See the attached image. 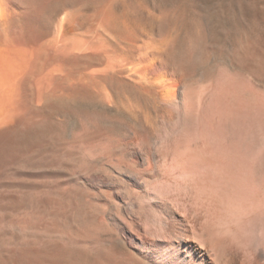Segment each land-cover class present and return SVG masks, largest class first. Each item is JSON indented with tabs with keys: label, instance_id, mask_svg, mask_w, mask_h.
Returning <instances> with one entry per match:
<instances>
[{
	"label": "rangeland",
	"instance_id": "obj_1",
	"mask_svg": "<svg viewBox=\"0 0 264 264\" xmlns=\"http://www.w3.org/2000/svg\"><path fill=\"white\" fill-rule=\"evenodd\" d=\"M48 1L54 16L64 10L86 19L84 34L99 31L114 49L118 70L128 58L132 71L103 82L112 84L110 92L54 101L39 127L0 129V264L179 261L176 240L146 224L133 199L147 180L152 196L176 201L175 185H166L163 175L166 163L153 158L149 169L140 150H165L167 139L190 137L191 130L181 125L179 112L143 89L137 72L161 76L187 98L192 90L212 91L210 98L220 100L225 90L244 89L264 107V0ZM238 94L236 104L249 103ZM181 112L194 115L188 107ZM109 141L112 153L101 151L112 154L113 168L84 163L82 148ZM116 166L130 175L124 182Z\"/></svg>",
	"mask_w": 264,
	"mask_h": 264
},
{
	"label": "bare ground",
	"instance_id": "obj_2",
	"mask_svg": "<svg viewBox=\"0 0 264 264\" xmlns=\"http://www.w3.org/2000/svg\"><path fill=\"white\" fill-rule=\"evenodd\" d=\"M47 2L0 0V129L39 127L54 101L110 92L111 82H103L132 71L128 58L118 70L114 49L99 31L84 34L86 19L64 10L54 18L55 8ZM107 10L104 20L109 22L113 11ZM137 73L143 89L160 106L179 112L181 125L191 130L190 137L167 139L165 150L151 153L138 146L145 167L151 169L158 157L166 163V185L174 184L177 192L176 201L152 196L150 181L143 180V193L133 199L146 224L176 240L179 261L168 264H264V107L237 87L221 93L220 100L210 98L208 90H192L187 98L171 91L161 76L153 80ZM235 93L249 103L236 104ZM185 107L194 115L185 116ZM114 145L82 148L84 163L93 170L113 168L112 154L104 157L102 151L112 153ZM117 168L124 182L130 175Z\"/></svg>",
	"mask_w": 264,
	"mask_h": 264
}]
</instances>
